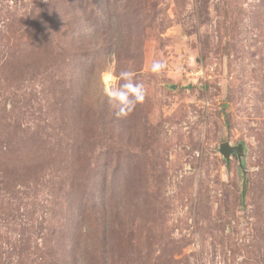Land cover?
Instances as JSON below:
<instances>
[{"label": "rangeland", "instance_id": "rangeland-1", "mask_svg": "<svg viewBox=\"0 0 264 264\" xmlns=\"http://www.w3.org/2000/svg\"><path fill=\"white\" fill-rule=\"evenodd\" d=\"M0 264H264V0H0Z\"/></svg>", "mask_w": 264, "mask_h": 264}, {"label": "clouds", "instance_id": "clouds-1", "mask_svg": "<svg viewBox=\"0 0 264 264\" xmlns=\"http://www.w3.org/2000/svg\"><path fill=\"white\" fill-rule=\"evenodd\" d=\"M164 65L160 62H155L152 66L154 72H159ZM121 77L128 80L129 84L127 87L130 89L129 92H121L116 97H110V102L114 105L119 104L121 111L118 114H125V109L131 110L136 103L143 102L144 100V89L143 86L133 80V74L130 71H124L121 73Z\"/></svg>", "mask_w": 264, "mask_h": 264}, {"label": "water", "instance_id": "water-1", "mask_svg": "<svg viewBox=\"0 0 264 264\" xmlns=\"http://www.w3.org/2000/svg\"><path fill=\"white\" fill-rule=\"evenodd\" d=\"M175 89V86L173 87ZM220 155L226 161L227 166L230 165L233 156L237 157L238 160V170L243 176L244 180L242 183L243 190L246 185V173H245V162H246V146L244 143L234 144L233 142H225L220 145L219 148Z\"/></svg>", "mask_w": 264, "mask_h": 264}, {"label": "trees", "instance_id": "trees-1", "mask_svg": "<svg viewBox=\"0 0 264 264\" xmlns=\"http://www.w3.org/2000/svg\"><path fill=\"white\" fill-rule=\"evenodd\" d=\"M224 124H227V122L224 120Z\"/></svg>", "mask_w": 264, "mask_h": 264}]
</instances>
